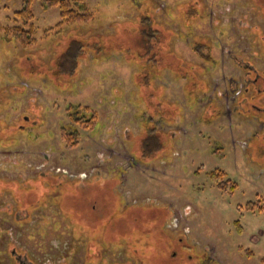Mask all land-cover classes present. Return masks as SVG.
<instances>
[{
	"label": "rangeland",
	"instance_id": "rangeland-1",
	"mask_svg": "<svg viewBox=\"0 0 264 264\" xmlns=\"http://www.w3.org/2000/svg\"><path fill=\"white\" fill-rule=\"evenodd\" d=\"M44 1L33 0L36 42L25 47L5 30L23 0H0V264H127L125 249L194 264L207 246L214 264H264V213L245 207L263 188L252 195L241 185L225 200L192 175L201 161L191 165L190 153L205 160L210 145L189 137L194 86L183 80L189 70L204 84L195 51H252L264 36V0H84L94 19L62 28L60 9ZM224 57L208 84L235 70ZM76 106L96 115L91 129L70 117ZM224 123L229 138L237 121ZM64 129L79 131L77 146ZM97 151L112 168L127 160L125 185L106 162L93 172ZM174 215L185 230H172Z\"/></svg>",
	"mask_w": 264,
	"mask_h": 264
},
{
	"label": "flooded vegetation",
	"instance_id": "flooded-vegetation-1",
	"mask_svg": "<svg viewBox=\"0 0 264 264\" xmlns=\"http://www.w3.org/2000/svg\"><path fill=\"white\" fill-rule=\"evenodd\" d=\"M262 37H256L250 43L252 51H245L236 55L232 52L225 55L221 51L219 59L215 57L211 50L209 52L195 51L203 59L202 79L204 84H199L196 77L191 78L189 70L183 75L184 82L186 83L188 79V85L194 86L192 94H189V99L193 98L194 100V106L189 108L187 102V114H185V124L194 133L193 136L189 135V137L193 141L196 136H200L203 141L210 145L205 160H200L197 157L195 149L192 154L190 153L191 165L201 161L192 175L196 178L204 176L206 178L204 183L209 184L208 188L218 192L217 197H224L225 200H232L241 185L247 187V192L252 193V195L257 188H263L264 191V52L255 50L260 47L258 44L261 42L264 44V36ZM189 38L190 35L187 40ZM221 40L222 36H217L212 40L215 48L219 49L221 47ZM251 44H254V46H251ZM195 45L193 47L196 48ZM224 56H227L228 63L236 71L232 70L231 75L228 77L223 73L221 78L215 80L216 82L208 84L209 73L211 74L214 69L219 71L225 66ZM207 63L210 64L209 67ZM162 65L165 70L167 67L173 66V63L168 62L165 64V62H162ZM162 78L165 84L169 86L170 75L162 76ZM235 120L237 121L236 133L231 131V137H225L223 135L224 128L229 126L225 125L224 121L230 122L233 129ZM199 127L204 130L207 129V132L200 131ZM211 129L215 131L214 136L210 134ZM196 133L198 135H195ZM224 138H227L228 143ZM98 152L96 156L98 166L96 165L97 167L93 169V172L100 175L102 171L100 165L106 162L105 166L110 169L107 176L111 175L113 179L120 177L121 182H124L123 185H125V171L130 166L125 167L127 160L124 164H121L119 162L123 157H119L115 167L112 168L109 166L111 164L109 156H103ZM88 176L80 173L76 175V178L82 181ZM70 179L73 180L71 176ZM75 180H73V184ZM76 188L80 189V187ZM245 193L244 191L243 194ZM254 197V200L247 201L245 205L247 212L264 213V207L262 206L264 204V194L261 195L257 192ZM238 207L241 208V203ZM172 225L174 231L180 228L183 231L187 228V226L184 227L178 215L173 216ZM181 241L183 240L179 242ZM144 245H146V247L144 246L146 249H152L149 243ZM102 249H107V247L100 250L102 251ZM154 251L156 250L140 253L139 251L129 252L125 249L124 262L127 264H145L141 255H147L148 253L147 260H150L153 264H160V259L156 256L159 253ZM172 256L177 257V253L172 254ZM189 258L192 257L189 256ZM216 262H219L218 258L214 255L213 250L207 246L204 249L203 256L194 264H214ZM191 263L192 260L189 264ZM92 264H97V262Z\"/></svg>",
	"mask_w": 264,
	"mask_h": 264
},
{
	"label": "trees",
	"instance_id": "trees-1",
	"mask_svg": "<svg viewBox=\"0 0 264 264\" xmlns=\"http://www.w3.org/2000/svg\"><path fill=\"white\" fill-rule=\"evenodd\" d=\"M44 2L47 7L57 6L60 9L61 21L57 24V28L76 23L90 22L94 19V13L89 10L84 0H45ZM32 3L33 0H23L22 9L14 12L13 17H8L12 25L5 28L6 33L15 37L25 47H30L36 42L35 34L37 33V29L34 23L35 15L32 10ZM73 109H77V111H72L70 117L76 116L79 113L81 119H88L85 122L84 128L91 129L94 126L96 115L88 107L82 108L81 106H76ZM63 133L68 146L74 147L79 144L80 133L78 130L70 132L64 129Z\"/></svg>",
	"mask_w": 264,
	"mask_h": 264
}]
</instances>
